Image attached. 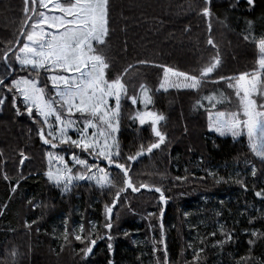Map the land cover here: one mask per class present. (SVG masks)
Listing matches in <instances>:
<instances>
[{
    "label": "trees",
    "instance_id": "1",
    "mask_svg": "<svg viewBox=\"0 0 264 264\" xmlns=\"http://www.w3.org/2000/svg\"><path fill=\"white\" fill-rule=\"evenodd\" d=\"M204 6V0H108L109 36L103 49L111 62L107 75L114 78L133 65L122 78L128 95L136 94L140 83H145L152 95L149 109L165 116L159 125L166 134L165 145L137 162L129 161V175L137 184L161 187L167 198L161 204L159 194L147 189L122 193L113 213L111 253L107 241L100 239L85 261L80 254L85 245L71 235L65 241L59 228L66 218L69 230L78 218L86 230L88 220L102 224L104 205L115 189L101 190L94 183L80 181L71 191L61 193L44 176L48 146L42 145L36 125L26 115L17 117L11 94L0 91V95H7L5 105L0 106V264H108L109 260L113 264H157V259L162 264L163 252L152 253V241L160 236V219L169 264H191L193 253L187 245L193 229L184 215L188 207L207 215L209 225L199 237L217 231L220 222L233 235L222 248L212 246L214 240L223 239L218 231L215 237H208L207 245H199L205 249L200 264H259L264 259V200L255 196V191L264 189V162L251 153L246 138L221 137L208 130L207 112L193 107L196 93L157 90L162 69L155 65L191 72L219 54L221 63L212 79L250 72L255 67L257 49L244 35L248 21H252L254 35H264V0H255L254 6L247 0H210L207 17L201 12ZM27 7L25 13L24 0H0V50L15 45L22 28L29 27L30 21L27 25L24 22L32 15L31 0ZM209 38L214 46L207 43ZM139 60L150 63L140 65ZM214 87L209 83L205 92ZM220 87L224 88L222 82ZM224 90L232 95L231 90ZM141 108L122 100L117 137L121 162L134 155L141 144L146 147L155 139L149 124L140 126L129 119ZM21 153L27 158L23 165ZM253 165L255 176L250 172ZM216 166L218 169L212 170ZM232 166L240 169L236 177L230 176ZM111 176L122 186V174L114 166ZM17 180L19 185L13 192ZM230 194L236 198L215 211L213 197ZM26 222L30 227H25ZM253 230L256 237L251 236ZM104 231L100 229L101 234ZM249 240L254 243L250 245Z\"/></svg>",
    "mask_w": 264,
    "mask_h": 264
},
{
    "label": "snow or ice",
    "instance_id": "2",
    "mask_svg": "<svg viewBox=\"0 0 264 264\" xmlns=\"http://www.w3.org/2000/svg\"><path fill=\"white\" fill-rule=\"evenodd\" d=\"M24 2L27 13L29 0ZM209 2L204 0L205 6L201 9L205 17L210 15ZM247 4L254 6L255 0H247ZM31 5L34 15L24 22L27 25L30 21V27L21 30L23 42L18 37L15 45L0 50V91L11 94V107L17 117L26 115L36 125V134L42 145L48 146L44 176L61 193L71 191L80 181L94 183L101 190L115 189L110 202L104 205L102 224L88 220L87 230L83 222L69 230L67 218L64 221L65 241L71 235L75 241L84 244L80 254L86 261L97 240L105 239L109 253L112 252L113 236L110 230L113 227L114 209L122 199V193L129 189L133 193L147 189L159 194L161 204L167 202L161 187L134 182L129 175L128 163L165 145L166 134L159 126L165 116L149 109L152 95L145 83H140L136 94L128 95L127 85L122 78L133 65H128L114 78L107 75L111 62L103 49L109 36L108 0H31ZM247 24L244 40H251L257 49L255 67L250 72L218 75L212 79L221 63L219 54L191 72L155 65L162 69L157 90L175 88L196 93L198 98L193 107L207 112L208 130L221 137L246 138L251 153L264 162V35L257 37L252 32V21ZM207 43L213 45L212 39L209 38ZM137 63L144 65L150 62L139 60ZM221 82L224 88L231 90V96L220 87ZM209 83L215 87L205 92ZM123 99L130 101L132 106H142L129 119L140 126L149 124L155 139L146 147L141 144L134 155L126 156L121 162L120 145L115 134L119 130ZM6 101L7 95H0V106L5 105ZM61 145L67 147L56 151ZM61 152L68 153V159ZM20 155L23 165L27 158L23 153ZM113 166L118 174H122V186H118L111 176ZM256 171L255 166H251L253 176ZM208 175L214 174L208 172ZM4 179H8L6 174ZM235 182L247 190L241 180L236 179ZM18 185L19 180L11 190L14 192ZM255 196L264 200V189L255 191ZM163 212L161 208V217ZM184 215L187 217L189 213ZM216 215L219 216V213ZM25 227H30V224L26 222ZM101 228L105 230L102 234ZM159 230V240L152 241V253L155 255L162 251V264H169L162 219ZM217 231L223 239L214 240L213 247L222 248L233 239L232 232L223 224H217ZM217 231L209 232L207 237H199L198 234L188 243L187 248L193 253L191 264H200L205 249L199 245H207L208 237H215ZM257 235V231L251 232L252 237ZM253 243V240H249L250 245ZM11 255L14 257L16 251L13 250ZM108 264H113L112 260ZM157 264H161L159 259ZM259 264H264V259Z\"/></svg>",
    "mask_w": 264,
    "mask_h": 264
},
{
    "label": "rangeland",
    "instance_id": "3",
    "mask_svg": "<svg viewBox=\"0 0 264 264\" xmlns=\"http://www.w3.org/2000/svg\"><path fill=\"white\" fill-rule=\"evenodd\" d=\"M39 10L40 9L37 7V11H39ZM32 15H34L33 12H32ZM29 27H30V24H29ZM118 132H119V130H118ZM118 132L115 134L116 135V139L118 137ZM66 147H67L66 145H61L60 148H58L56 151H59L60 149H63V148H66ZM61 154L65 155V158L68 159V153L61 152ZM89 159H90V162H91V158H89ZM217 169H218V166H216L215 168H212V170H214V171H216ZM250 172H251V169H250ZM239 173H240V169H238L236 166H232L231 167V172H230V176L231 177H236V176H238L237 174H239ZM213 198L215 199V201H214L215 202L214 210L218 211L220 209V205H222L224 203H227V202H230L231 200L235 199L236 195H232V194H230V195H220V196H215ZM202 208H203V205H201L199 207L200 210H202ZM260 208L261 207H257L256 210H258ZM186 212L189 213V215L187 216L188 226L193 229V233H192L191 239H190V242H191L195 238H197V235L201 233L202 229L208 227L209 222L207 221V215L204 212L200 211V212L196 213V209L193 208V207H188ZM64 221H65V219H62L61 222H60V228L59 229L62 232L64 231V228H65ZM81 222H82L81 219H79V218L75 219L74 225L78 226ZM223 223L224 222H220L219 224H223ZM135 239H136L137 242H139V240H140L138 237H136Z\"/></svg>",
    "mask_w": 264,
    "mask_h": 264
},
{
    "label": "water",
    "instance_id": "4",
    "mask_svg": "<svg viewBox=\"0 0 264 264\" xmlns=\"http://www.w3.org/2000/svg\"><path fill=\"white\" fill-rule=\"evenodd\" d=\"M24 28H26V27H24ZM21 38H22V36H20V40H21ZM149 153H145L144 155H142L141 157H138L136 160H134V161H132V162H137L140 158H142V157H144V156H146V155H148Z\"/></svg>",
    "mask_w": 264,
    "mask_h": 264
}]
</instances>
